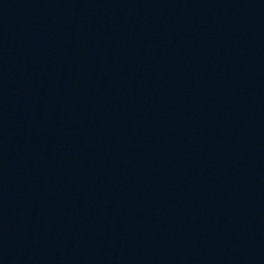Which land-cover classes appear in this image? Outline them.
<instances>
[{"label": "water", "instance_id": "1", "mask_svg": "<svg viewBox=\"0 0 264 264\" xmlns=\"http://www.w3.org/2000/svg\"><path fill=\"white\" fill-rule=\"evenodd\" d=\"M0 264H264V0H0Z\"/></svg>", "mask_w": 264, "mask_h": 264}]
</instances>
